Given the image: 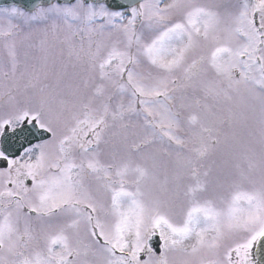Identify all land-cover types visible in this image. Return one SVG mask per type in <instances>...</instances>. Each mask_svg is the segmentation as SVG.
<instances>
[{
	"label": "snow or ice",
	"instance_id": "1",
	"mask_svg": "<svg viewBox=\"0 0 264 264\" xmlns=\"http://www.w3.org/2000/svg\"><path fill=\"white\" fill-rule=\"evenodd\" d=\"M0 15V264H264V0Z\"/></svg>",
	"mask_w": 264,
	"mask_h": 264
},
{
	"label": "water",
	"instance_id": "2",
	"mask_svg": "<svg viewBox=\"0 0 264 264\" xmlns=\"http://www.w3.org/2000/svg\"><path fill=\"white\" fill-rule=\"evenodd\" d=\"M46 0H0V4H16L31 7L34 4L44 3Z\"/></svg>",
	"mask_w": 264,
	"mask_h": 264
},
{
	"label": "rangeland",
	"instance_id": "3",
	"mask_svg": "<svg viewBox=\"0 0 264 264\" xmlns=\"http://www.w3.org/2000/svg\"><path fill=\"white\" fill-rule=\"evenodd\" d=\"M10 6H4V7H0V8H7ZM6 24V18H4L2 15H0V29H2ZM0 54H2V50H0Z\"/></svg>",
	"mask_w": 264,
	"mask_h": 264
}]
</instances>
